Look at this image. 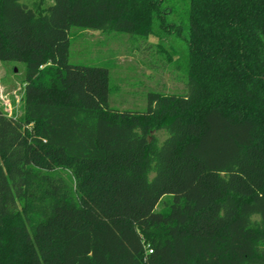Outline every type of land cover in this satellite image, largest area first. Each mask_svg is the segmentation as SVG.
<instances>
[{
  "label": "trees",
  "instance_id": "16d2710c",
  "mask_svg": "<svg viewBox=\"0 0 264 264\" xmlns=\"http://www.w3.org/2000/svg\"><path fill=\"white\" fill-rule=\"evenodd\" d=\"M73 28L126 35L182 90L111 108ZM0 61L25 67L22 118L0 109V264H264V0H0Z\"/></svg>",
  "mask_w": 264,
  "mask_h": 264
},
{
  "label": "rangeland",
  "instance_id": "374dc122",
  "mask_svg": "<svg viewBox=\"0 0 264 264\" xmlns=\"http://www.w3.org/2000/svg\"><path fill=\"white\" fill-rule=\"evenodd\" d=\"M25 3L31 7L38 0H25ZM165 40H162L164 50L170 52L169 47L172 45L175 52L181 54L182 46L177 39L167 37ZM139 49L140 52H136L124 34L102 35L91 30L73 28L70 30L68 60L71 64L104 67L108 70L111 108L142 111L146 107L148 92L178 93L183 85L178 80L179 72L170 63L164 65L156 56V67L152 69L149 54ZM24 70L21 62L0 61V109L17 119L23 115ZM157 136L159 140L164 137L162 133ZM168 201V197L163 198L157 210Z\"/></svg>",
  "mask_w": 264,
  "mask_h": 264
}]
</instances>
